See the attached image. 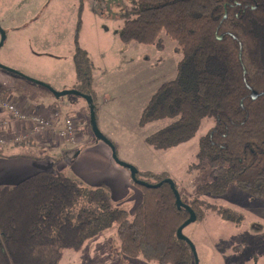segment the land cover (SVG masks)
<instances>
[{
  "label": "trees",
  "instance_id": "obj_1",
  "mask_svg": "<svg viewBox=\"0 0 264 264\" xmlns=\"http://www.w3.org/2000/svg\"><path fill=\"white\" fill-rule=\"evenodd\" d=\"M132 2L133 18L124 23L120 41L161 50L165 33L182 54L177 77L155 92L139 125L173 122L146 143L155 150L177 148L195 138L205 119H213L197 155L209 165L212 181L199 186L198 195L219 197L236 186L264 202V0ZM74 63L79 85L73 89L93 99L98 118L93 63L80 48ZM32 145L37 144L26 146ZM6 157L38 159L9 156L6 147L0 148V159ZM137 177L163 184L146 188L132 181L142 192L133 218L116 206L105 187L88 186L58 170L0 187V264H61L65 251L80 252L88 240L114 226L127 258L195 264L189 245L177 238L190 216L177 209L174 192L164 183L171 176L139 172ZM182 201L195 211L198 222L204 220L203 200ZM208 208L232 223L241 217L230 209Z\"/></svg>",
  "mask_w": 264,
  "mask_h": 264
},
{
  "label": "rangeland",
  "instance_id": "obj_2",
  "mask_svg": "<svg viewBox=\"0 0 264 264\" xmlns=\"http://www.w3.org/2000/svg\"><path fill=\"white\" fill-rule=\"evenodd\" d=\"M133 10L132 0H0V27L6 37L0 48V65L62 92L79 85L74 55L77 48L84 50L93 63L92 89L99 109L98 126L115 144L118 158L139 172L169 174L188 204L203 200L204 220L184 231L197 249L199 264H264V202L236 186L219 197L197 193L199 186L212 181L209 165L201 163L197 155L200 140L214 126V120L205 119L195 138L177 148L155 150L146 143V138L173 122L165 119L145 127L139 125L155 92L177 77L182 54L165 33L160 36L161 50L152 45L123 44L120 31L124 23L133 18ZM1 40L0 31V43ZM0 100L33 103L34 109L54 108L61 120L68 117L75 122L81 135V142L74 146L76 150L95 143L89 107L82 98L67 96L57 101L49 90L0 68ZM44 143L6 147V150L32 155L39 162L50 159L54 161L51 170H59L63 164L65 168L59 171L97 187L77 177L69 168L78 161L74 159L75 152L63 158L61 154L53 157ZM53 146L67 147L55 142ZM82 154L88 159L110 154L112 159V151L105 143L84 148ZM85 158L81 163L87 161ZM18 183L14 181L7 186ZM130 185L132 189L125 199L113 196V200L133 218L140 203L134 201L133 196L141 201L142 192L132 182ZM210 206L230 209L241 216L240 220L237 223L225 221L215 209L208 208ZM61 264L155 263L124 256L114 226L88 240L80 252L65 251Z\"/></svg>",
  "mask_w": 264,
  "mask_h": 264
},
{
  "label": "crops",
  "instance_id": "obj_3",
  "mask_svg": "<svg viewBox=\"0 0 264 264\" xmlns=\"http://www.w3.org/2000/svg\"><path fill=\"white\" fill-rule=\"evenodd\" d=\"M73 86V85H72ZM74 87V86H73ZM106 97V96H105ZM18 105L21 108L28 109L31 111H36L38 114L46 115L48 112L54 110V108L49 107L48 108H38L34 109V104L31 103H25L21 101H17ZM105 102H107V99L105 98ZM8 119V114L3 111L0 107V119ZM45 144V145H44ZM42 145L46 146V151H49V153L54 157L55 154H61L59 156L65 157V155H68L70 152H75V158L76 163L71 165L69 168L72 170V172L79 178H82L86 182H88L92 186L97 187H107L110 189V192L112 194V197L114 196L116 199H125L129 195V190L132 189L131 187V175L130 172L117 166L112 161L110 154H104V155H98V156H89L88 158H85L82 154L83 150H76L77 148L73 147V149L68 148L69 145L65 146H53V143H44ZM100 144V143H99ZM99 144L89 145L86 148H94L95 146H98ZM24 146V145H22ZM9 147V146H7ZM14 147V146H10ZM51 148V149H50ZM57 150V153L54 151ZM7 154L9 156L13 155H20L19 152H12L7 150ZM60 158V157H58ZM82 161L81 163L80 160ZM54 161L47 159L45 162H39L37 159H31V158H1L0 159V177L3 176V179H0V187L10 185V183H13L14 181H24L26 179L31 178L32 176L43 172V171H55L52 169V166ZM80 162V163H78ZM114 162V163H113ZM65 165L62 164V166L59 168V170L64 169ZM58 170V171H59ZM147 172H151L149 170H144ZM131 192V191H130ZM134 201L141 202L140 199L136 197V195L133 196Z\"/></svg>",
  "mask_w": 264,
  "mask_h": 264
},
{
  "label": "built area",
  "instance_id": "obj_4",
  "mask_svg": "<svg viewBox=\"0 0 264 264\" xmlns=\"http://www.w3.org/2000/svg\"><path fill=\"white\" fill-rule=\"evenodd\" d=\"M0 107L8 114V119H0V148L51 143L50 140L74 147L81 142L73 119L61 120L55 110L42 115L9 100H0Z\"/></svg>",
  "mask_w": 264,
  "mask_h": 264
},
{
  "label": "water",
  "instance_id": "obj_5",
  "mask_svg": "<svg viewBox=\"0 0 264 264\" xmlns=\"http://www.w3.org/2000/svg\"><path fill=\"white\" fill-rule=\"evenodd\" d=\"M0 31L2 33V40L0 43V48H2V46L4 45L6 37H5V33L1 30V27H0ZM0 68L6 72H9V73H12L15 75H19V76L27 79L28 81L49 90L54 95V97L56 98L57 101L65 98L67 96H75V97H79V98L84 99L86 101V103L89 107V111H90V125H91V130H92L93 136L95 138L94 144L105 143L107 146H109L111 151H112V158H113L115 164L117 166L129 171L130 175H131V179L136 185L146 187V188H159L162 186L163 183H160L158 185H151V184L146 183L144 181L138 180V177H137L139 174L138 169L132 165H129V164L121 161L118 158V155H117V152H116V149H115L113 143L111 141H109V139L107 137H105L99 129L97 118H96L95 106L93 104V99L89 95H85V94H83V93H81L75 89L57 92L56 90L52 89L48 85H45L41 82L26 78L25 76L19 74L18 72L13 71L9 68H6L2 65H0ZM253 97L256 98L257 94L253 93ZM164 183L170 185L172 191L174 192V195L176 198L177 209L178 210H185V211H187V213H189V216H190L189 219L177 231V238L181 241H184L185 243H187L189 245V247L192 251L193 257H194L195 264H199V258H198L197 249H196L195 245L193 244V242L189 238H187L184 235V230L186 228H188L189 226L193 225L194 223H196L198 221V217H197L195 211L189 205L185 204L182 201V197L176 188L175 182L172 179H166L164 181Z\"/></svg>",
  "mask_w": 264,
  "mask_h": 264
}]
</instances>
